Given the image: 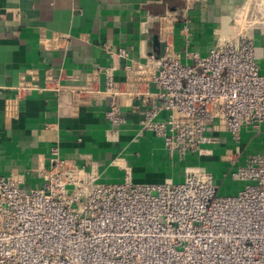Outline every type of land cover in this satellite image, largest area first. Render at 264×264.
Returning <instances> with one entry per match:
<instances>
[{
	"label": "built area",
	"instance_id": "1",
	"mask_svg": "<svg viewBox=\"0 0 264 264\" xmlns=\"http://www.w3.org/2000/svg\"><path fill=\"white\" fill-rule=\"evenodd\" d=\"M163 19V55L128 65L124 81L109 71L105 89L95 70L86 84L71 87V105L106 100L114 140L126 114L138 109L143 130L181 159L213 156L225 145L222 135L239 142L245 127L263 130L256 36L264 38V0H243L230 31L206 56L176 53ZM53 82L39 90L53 89ZM226 155L238 156L229 160L233 166L241 156ZM35 173L43 186L31 190L16 174L0 176V264H264V151L231 172L244 185L233 196L219 195L206 167L188 168L181 183L137 184L129 169L122 182L102 183L96 167L62 158L57 145L51 165Z\"/></svg>",
	"mask_w": 264,
	"mask_h": 264
},
{
	"label": "crops",
	"instance_id": "2",
	"mask_svg": "<svg viewBox=\"0 0 264 264\" xmlns=\"http://www.w3.org/2000/svg\"><path fill=\"white\" fill-rule=\"evenodd\" d=\"M242 2L0 0V176L16 174L27 190L41 188L35 169L51 165L56 145L62 158L96 167L106 184L122 182L127 169L137 184L181 183L188 168L206 167L216 151L212 157H171L162 139L143 130L138 109L126 114L118 138L111 139L107 101L74 108L70 89L86 84L97 69L105 89L109 71L124 81L128 65L163 55L162 18L176 53L206 56L218 35L230 31ZM121 49L129 55L111 56ZM50 79L54 88L40 91Z\"/></svg>",
	"mask_w": 264,
	"mask_h": 264
},
{
	"label": "rangeland",
	"instance_id": "3",
	"mask_svg": "<svg viewBox=\"0 0 264 264\" xmlns=\"http://www.w3.org/2000/svg\"><path fill=\"white\" fill-rule=\"evenodd\" d=\"M257 61L264 71V42L258 37L256 40ZM225 145L216 147L217 156L212 161L206 160V168L213 173L216 183L219 185L220 196H233L244 186L243 183L236 182L231 177V172L242 166L250 154L264 151V129L259 131L252 126L245 127L241 134L240 141H236L230 134L222 135ZM228 150L241 154L240 160L236 165L230 161L237 160V155H226ZM215 154V153H214ZM212 157L211 155H209ZM199 158L197 156H189ZM223 157V159H222ZM230 160V161H229ZM177 181L176 183H179Z\"/></svg>",
	"mask_w": 264,
	"mask_h": 264
},
{
	"label": "water",
	"instance_id": "4",
	"mask_svg": "<svg viewBox=\"0 0 264 264\" xmlns=\"http://www.w3.org/2000/svg\"><path fill=\"white\" fill-rule=\"evenodd\" d=\"M155 45H156V47H159V43L157 42V40L155 42Z\"/></svg>",
	"mask_w": 264,
	"mask_h": 264
},
{
	"label": "trees",
	"instance_id": "5",
	"mask_svg": "<svg viewBox=\"0 0 264 264\" xmlns=\"http://www.w3.org/2000/svg\"><path fill=\"white\" fill-rule=\"evenodd\" d=\"M214 156V155H213ZM215 158V157H214Z\"/></svg>",
	"mask_w": 264,
	"mask_h": 264
}]
</instances>
